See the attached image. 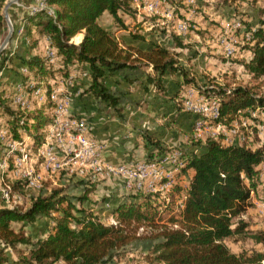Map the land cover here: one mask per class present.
Listing matches in <instances>:
<instances>
[{
  "label": "trees",
  "instance_id": "obj_1",
  "mask_svg": "<svg viewBox=\"0 0 264 264\" xmlns=\"http://www.w3.org/2000/svg\"><path fill=\"white\" fill-rule=\"evenodd\" d=\"M45 1L54 7L56 19L44 11L29 14L28 10L18 8L22 32L17 38V47L8 49L0 61V127L6 126L12 138L18 139L21 131H32L29 134L35 147L42 139L36 131L52 107L50 101L33 100L28 108L14 104L9 95L16 81L30 91L40 84L39 79L54 84L57 77H66L71 71L79 75L83 71L86 73V84L76 81L82 87L81 93L90 92L113 107L117 105L118 95L105 86L106 73L147 67L153 72V76H147L148 81L161 92L166 90L163 77L178 74L182 83L173 97L188 87L207 98L214 97L219 109L215 121L228 123L239 116L252 120L255 115L251 113L257 107L264 112V97L258 96L250 86L226 89L212 84L199 85L179 65L177 53L154 42L146 46L122 45L99 19L107 12L117 25L128 26L118 12L133 17L136 9L130 5V0ZM5 2L0 0V40L5 27L1 13ZM148 16L132 23L134 29L129 34L133 40L145 39L138 31L143 23L156 25V18ZM258 23L251 31L253 43L248 47L250 57L244 63V69L264 81V19H259ZM32 28L39 39L36 35L27 39L34 34ZM81 30V41L72 43L71 38L79 39ZM178 36L174 35V39L181 47ZM38 40H44L43 47L39 46ZM48 45L53 50L51 62L44 55ZM145 138L151 148L144 158L146 161L156 160L173 149L181 150L186 157L176 179L181 176L187 179L182 184L176 181L170 191L178 194L174 205L182 204L170 220L175 227L153 222L151 216L157 213L153 212L154 207L167 208L169 205L159 195L146 191L126 192L121 202L107 209L108 216L115 220L112 223L100 218L89 205L77 207L72 198L59 190L43 195L41 188L26 189L31 196L26 208L7 209L0 202V264H14L3 247L17 244L30 246L20 259L21 264H52L56 261L106 264L113 256H119L125 245L144 239L153 241L154 259L161 264H264V254L242 258L230 252L223 243L225 237L240 232L246 225L240 221L233 228L231 220L245 211L250 191L258 192V164L264 158V148L251 149L244 143L228 144L207 135L192 142L193 149L183 151L163 145L154 140L155 137L145 135ZM77 179L78 194L74 198L82 204L93 192L95 184L85 178ZM16 185L17 181L13 187ZM38 215L47 223L33 243L22 226L15 229L11 225V222L23 225L24 221H33ZM140 227H148L154 233H138ZM258 239L264 245V232Z\"/></svg>",
  "mask_w": 264,
  "mask_h": 264
},
{
  "label": "rangeland",
  "instance_id": "obj_2",
  "mask_svg": "<svg viewBox=\"0 0 264 264\" xmlns=\"http://www.w3.org/2000/svg\"><path fill=\"white\" fill-rule=\"evenodd\" d=\"M17 3H19V1ZM130 5L136 9V13L133 17L122 15L118 12L126 25H128L126 27L117 25L107 12H104L101 17V24L107 28L122 45L146 46L149 42L157 43L177 53L179 65L182 66L187 71L188 76L193 77L199 85L212 84L226 89L237 85L250 86L258 96L264 97V81L260 78H254L244 69V63L250 57L248 47L253 43L251 41V31L258 27L259 19H264V0H233L230 2L224 0H164L157 14L145 12L138 0H130ZM10 7H12L13 10L8 9V17L13 24L14 33L10 41L0 50V61L8 49L14 50L17 47L15 32L21 23H15L13 13L19 7L16 3L10 5ZM148 15L151 17L153 15L156 18V25H147V23H143L142 28L138 31L145 36V39L142 41L133 40L129 31L134 29V22L138 20L143 21L145 17L149 18ZM180 22L185 23L187 26L186 31L181 35L178 34L176 30L177 24ZM152 27L154 28L151 29ZM33 30L32 28V31ZM33 33L34 34L27 37V39L35 37V35L37 39L40 38L35 30ZM6 34L7 26L5 24L0 42ZM82 34L83 32H80L79 39L72 37L71 42L79 43ZM174 35H179L178 38L182 43L181 47L176 45ZM222 38H224L225 42L229 43L233 49L229 56L225 55V46L221 41ZM141 69V75L143 77L141 76L142 79L139 85L142 84L146 76L153 75L150 68L141 67ZM20 70L24 72L25 68H21ZM73 73H75V71H71L66 77H57L54 84L53 82L39 79L38 81H40V84L38 87L43 84L49 85L50 88L55 91L54 94L57 93L56 100L60 101L65 96L69 77ZM107 76L108 75L104 78H107ZM109 81L111 82L112 80ZM181 83V76L174 74L169 76L165 75L163 77V84L166 85V89L169 92L165 91L161 94L153 83H150V86H142V88L149 93L150 99L144 100L146 95L144 97L143 93H141V98H138L140 105H143L146 109L141 112L145 115L144 122L141 123V126L145 125L146 128L142 130L139 127L138 130L143 132L148 131V129L154 130V133L160 134V139L168 141V144L164 145L170 148H180L183 151L193 149L194 146L191 147V143L207 135L222 139V141L225 138L240 139V143L246 144L251 149L264 148V112L259 107L251 113L255 115V118L252 120L244 116H239L228 123L215 121L214 119H205L206 124L204 129H202L200 133L195 134L193 131V121L195 119L193 121L190 120L194 115L185 108L184 101L186 99H195L194 96L189 94L190 92L191 94H198L202 97L204 94L192 87H188L177 97H173V94L178 90L176 87ZM19 84L22 83L16 81L12 88V93L9 95L11 96L12 102L13 95L16 92V86ZM22 86L21 90L24 95H27L28 102L31 104V102L36 99V96L28 94L29 91L25 89L23 84ZM81 88L82 87L79 86L80 93L78 96H75L78 97V100L81 99V95L83 94L81 93ZM114 93L118 95L117 104L121 105L116 108L113 107L114 113L119 121H121V124L128 121L130 123L134 121L138 123L139 120L135 117L137 112L135 113L131 111V109L129 110V108H123L126 104H132L134 98L128 99L124 96L123 92L120 91ZM150 93L154 95H150ZM160 94L164 98H160ZM210 98L216 100L214 97ZM94 100L97 101V98H94ZM46 101L48 100L44 99L43 103ZM105 102L104 105L109 103L108 101ZM147 106L148 108H146ZM50 120V114L47 112V117L36 133L43 137V135H45V128L50 123ZM240 122H244V125L239 126ZM220 124H222L225 133L228 134H222L220 130H217V125ZM134 125L136 126V124ZM233 128H236V134H230ZM1 129L7 130L9 139H14L12 138V134L9 133L11 131L6 126L0 127V130ZM29 133H32V131H21L18 138H24L27 145H29L28 149L30 150L31 148L27 155L28 158L33 155V150L36 147L33 146V140ZM210 133L213 134L211 135ZM4 151L5 147L1 145V156L4 155ZM8 164L11 166L12 160H9ZM35 173L38 176L36 185H38V188L42 189L40 192L41 194L48 195L53 190H59L61 191L60 193L66 194L72 198L77 207H86L89 205L93 211L98 213L101 210L113 207L110 206V204L123 200L126 194L119 178H104L95 182L93 192L89 194L86 201L80 204L74 198V196L78 194L77 190L79 187L77 176L69 175L65 170L48 172L43 171L41 168H38ZM184 178V176H181V178L178 177L176 181L181 183ZM16 189H18V193H15V195L20 197L16 207L24 209L30 204L31 200L30 192L26 190L29 188H26L24 182L19 180ZM170 191L171 188L165 193H152L159 195L169 206L167 208L155 206L153 212L157 211V213L152 212L154 216L151 217L154 219L153 222L158 223V225L175 227L176 225L171 224L170 220L178 209V204L175 206V202H173L177 200L178 194H174L172 193L173 191ZM258 194L259 193L257 192L256 194L255 191L253 194L249 193V196L253 195L255 200L254 203L248 202L245 211L231 220L233 228L237 227L240 221L246 224L245 227H243L240 232L234 233L223 239V243L228 247L230 252L242 258L249 259L264 254V245L258 239L260 233L264 232V207ZM108 203L109 205H107ZM102 219L115 223L114 218L110 216H103ZM46 223L47 220H43L42 216L38 215L33 221H24L23 225L15 222H11V225L15 229L22 226L23 231L26 235L31 237L33 243L35 239L43 233ZM138 233L149 235L150 233H154V231L151 232L148 227H140ZM29 247L30 246L24 244H17L14 247L4 246L3 250L14 264H21L20 259L24 257L23 255H25L24 253H26ZM155 255L156 252L153 250V241L144 239L125 245L120 250L119 256H113L106 264H161V262L154 259ZM52 264H63V262L56 261Z\"/></svg>",
  "mask_w": 264,
  "mask_h": 264
},
{
  "label": "built area",
  "instance_id": "obj_3",
  "mask_svg": "<svg viewBox=\"0 0 264 264\" xmlns=\"http://www.w3.org/2000/svg\"><path fill=\"white\" fill-rule=\"evenodd\" d=\"M138 1L143 10L150 14H157L161 4L164 3V0ZM16 4L18 7H23L21 3ZM24 7L29 14L44 11L53 20L56 19L54 7L48 5L45 0H33L30 5ZM186 29L185 23L177 24L178 34L181 35ZM21 32L22 24L16 30L15 37L18 38ZM221 41L225 46V55H231L233 49L230 44L225 42L224 38ZM44 55L49 62L53 60V50L49 45L45 48ZM85 75L84 71L80 75L77 72L70 75L67 91L60 101L56 100L57 93L54 94L55 91L49 85L43 84L29 91L28 94L36 96L37 102L43 103L44 99L52 102L49 110L50 123L45 128V135L29 158L27 155L31 148L28 149L29 145L24 138L9 139L7 130H0V146L5 147L4 155H0V202L5 208H17L20 197L15 195L18 193V189L13 187L16 181H23L29 189L38 188L36 185L38 176L35 173L38 168L48 172L65 170L69 175L85 178L94 184L104 178H119L126 192L165 193L175 183L176 173L186 158L179 149H173L153 161L136 159L111 163L106 160L104 142L90 134L89 124L85 117L71 112L74 97L80 93L79 85L75 82L84 81ZM22 87V84L16 86L13 103L20 108H28L30 103L27 95H24L21 90ZM189 94L195 99H186L184 106L194 115L193 131L198 134L205 127V119H217L218 103L211 98L191 94V92ZM243 125L244 122H240L239 126ZM235 129H231L230 134H236ZM217 130H220L222 134H228L225 133L222 124L217 125ZM223 141L228 144L240 143V139L225 138ZM9 160H12L11 166L8 164ZM257 188L258 197L264 207V158L258 164ZM181 207L182 204L179 203L177 208Z\"/></svg>",
  "mask_w": 264,
  "mask_h": 264
},
{
  "label": "crops",
  "instance_id": "obj_4",
  "mask_svg": "<svg viewBox=\"0 0 264 264\" xmlns=\"http://www.w3.org/2000/svg\"><path fill=\"white\" fill-rule=\"evenodd\" d=\"M32 2L33 0H19V3L23 5V7H19V8L22 10H27L24 6L30 5ZM8 9L13 10V8L10 6ZM17 11L18 10L16 9V11H14L13 13V19L16 24H19L21 22L20 20L21 16L17 14ZM102 15L100 16V19H99L100 24H101ZM80 32H83V30H81ZM38 44L40 47H43L44 40H38ZM134 46H140V45H134ZM141 72H142L141 68L137 70H132V71L130 70L114 71L112 73H106V75L108 76L107 78H104L103 80L105 86L108 88L109 91L111 92L120 91V92H123L124 96L127 97L128 99L134 98V101L132 104L130 105L126 104V106H123V108L125 109L129 108V110L131 109V111L135 113L137 112L135 117L137 120H139L138 123L135 121L130 123L128 121L129 123L125 122L124 124H121V121H119V119L114 113V108L121 106V105L117 104L114 108L110 103H107V105H104L106 103L105 100L95 97L90 92L83 93L81 95L80 100H78V97H74V100L71 105V112L73 114L83 116L86 118L89 124L90 134L94 136L95 138L104 142L105 144L104 154H105L106 160L111 163L124 162L128 160H136V159H144L147 156L148 152H150L151 150L149 142L146 140L145 135L155 137L156 139L154 140L160 141V143L163 145L168 144V141H164V139H160V134L154 133L155 132L154 130L148 129V131L146 132L138 130L139 127L142 130L146 128L145 125H142L144 127L141 126V123L144 122V117H145V115H143V113L141 112L145 111L146 109L143 105H140L138 98L142 96L141 93H143L144 97L146 95L144 100L150 99L149 93H147L142 88V86H150V83H152L148 81V78L146 76L143 79L142 84L139 85L143 77L141 75ZM150 76H153V75H150ZM109 80H112V81L110 82ZM86 83H87V80H84L83 84H86ZM164 86L166 87L165 84ZM165 91H167V89ZM162 93L163 92H161V94ZM161 94L159 95L160 98H164ZM150 95H154V94L150 93ZM94 98H97L98 102L94 100ZM146 108H148V106ZM194 119L195 117L193 116L190 120L193 121ZM134 124H136V126ZM188 175H189V172H188ZM186 179L187 178L185 177L183 181H181V184ZM251 192L250 194L254 193V191H251ZM121 201L119 200L118 202H121ZM254 201L255 200L253 198V195H250L248 198V202L254 203ZM118 202L116 203L112 202L110 206L114 207ZM107 205H109V203ZM96 213L99 215L100 218H102L103 216L109 217L107 214V209L101 210L99 213L98 212Z\"/></svg>",
  "mask_w": 264,
  "mask_h": 264
},
{
  "label": "water",
  "instance_id": "obj_5",
  "mask_svg": "<svg viewBox=\"0 0 264 264\" xmlns=\"http://www.w3.org/2000/svg\"><path fill=\"white\" fill-rule=\"evenodd\" d=\"M19 0H9L6 1L2 7V15L5 21V24L7 26V34L5 35V37L2 39V41L0 42V50L4 47V45H6L10 39L13 36L14 33V27L13 24L10 20V18L8 17V8L11 4L17 3Z\"/></svg>",
  "mask_w": 264,
  "mask_h": 264
},
{
  "label": "bare ground",
  "instance_id": "obj_6",
  "mask_svg": "<svg viewBox=\"0 0 264 264\" xmlns=\"http://www.w3.org/2000/svg\"><path fill=\"white\" fill-rule=\"evenodd\" d=\"M5 46V45H4Z\"/></svg>",
  "mask_w": 264,
  "mask_h": 264
}]
</instances>
